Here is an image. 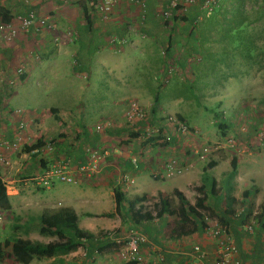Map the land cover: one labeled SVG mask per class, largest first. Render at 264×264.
Listing matches in <instances>:
<instances>
[{
	"label": "crops",
	"instance_id": "1",
	"mask_svg": "<svg viewBox=\"0 0 264 264\" xmlns=\"http://www.w3.org/2000/svg\"><path fill=\"white\" fill-rule=\"evenodd\" d=\"M28 1L24 4L22 0H0V6L11 16L8 22L15 15L33 10L40 16L49 15L52 24L43 28L34 23L27 31L17 30L13 35L0 32V145L15 144V147L0 146V175L5 185L9 183L12 188L9 201L25 196L31 180L52 161L69 159L73 168L87 161L89 149L106 152L97 174L79 178L75 183L55 180L51 186L57 182L69 186H60L54 201L49 196L42 197L49 205L43 212L70 208L77 216L78 227L95 237L88 247L78 246L63 255L64 264H128L118 252L130 231L144 237L139 248L143 257L141 264H214L222 236H213L211 226L176 237L173 233L176 215L164 213L156 217V208L154 212L146 208V202L166 197L174 189L182 192L189 204H194L200 196L204 198L206 209H201L200 213L218 222L231 236L241 264H264V230L257 217L264 204V182L259 187L255 183L262 177L264 180V167H259L255 158L248 160L253 157L251 152L241 150L242 153L223 158L208 153L205 159H199V149L193 147L197 139L180 136L168 125L170 143H160L159 137L143 138L141 133L149 125H161L164 120L127 121L124 117L127 105L120 116L114 114L106 120L92 122L86 115L78 117L66 113L57 105L38 108V102L33 101L38 94L29 85L31 79L36 88H43L47 93L53 90L51 79L57 80L67 68L72 69L71 74L79 81L89 80L98 71L109 77V73L114 72L112 68L118 67L113 64L112 55L133 54L134 43L140 38L153 43L162 41L157 9L165 0H144L143 8L128 0H116L106 20H101L97 13L99 0ZM197 1L184 15L189 18L188 22L198 18L199 14L192 11L199 8L202 0ZM0 22H3L1 17ZM137 28L139 34L134 31ZM113 39L115 42L124 40L120 51L114 49ZM171 41L169 51L175 52L173 38ZM119 73L122 76L120 70ZM129 87L135 96L131 100L144 109L151 107L150 101L144 102L146 90L141 81H132ZM22 93L26 100L30 99L32 109L20 107L26 102ZM161 104L158 103L156 111L151 107L154 109L151 117L164 114ZM97 123L99 130L95 128ZM37 140L42 142L40 147L30 151L23 149ZM46 144L51 145L49 151L44 148ZM232 157L235 158L234 171L228 165ZM169 159L175 160L180 168L178 173L165 171L164 162ZM208 173L211 175L207 176ZM226 178L232 180V185L221 184ZM253 187L255 195H242V191ZM115 190L120 194L119 202L114 199ZM142 196L145 199L138 201ZM177 202L179 205L178 199ZM138 211L152 218L134 221ZM108 233H113L121 244L107 238ZM112 242L116 246H110L113 248L110 251V247L105 246ZM194 245L199 246V253L192 251ZM33 261L36 260L28 264Z\"/></svg>",
	"mask_w": 264,
	"mask_h": 264
},
{
	"label": "rangeland",
	"instance_id": "2",
	"mask_svg": "<svg viewBox=\"0 0 264 264\" xmlns=\"http://www.w3.org/2000/svg\"><path fill=\"white\" fill-rule=\"evenodd\" d=\"M202 2L199 8L189 9L199 14L197 21L176 20L173 29L170 28L172 21L168 26L161 24L162 41L153 43L140 38L134 43L133 54L112 55L113 64L118 67L112 68L114 72L109 73V77L98 71L89 80L79 81L71 74L72 69L67 68L57 80L51 79L53 90L47 93L43 88H36L31 79L29 85L38 94L33 98L38 102L36 107L57 105L66 113L78 117L86 115L92 122L106 120L114 114L121 115L129 100L135 97L129 85L132 81H141L146 90L144 102L150 101L155 111L162 102L164 110L163 115L151 117L154 109L148 105L150 108H145L147 121L165 120L167 116L179 119L188 130L176 133L196 138L194 148L206 146L218 157L251 152L253 157L248 160L257 159L259 167L262 165L263 168L264 159L260 160L257 155L264 157V0H214L209 14L202 8ZM134 31L139 34L138 28ZM172 38L175 52L169 51ZM118 79L122 81L118 82ZM23 94L22 99L26 102L20 107L32 109L30 99L26 100ZM154 97H157V103ZM11 105L15 107L13 102ZM215 113L218 118L214 117ZM217 121L226 126L224 136L215 125ZM158 141L171 142L165 143L160 137ZM262 182L263 177L255 181L258 187ZM224 183L232 185V180L226 178L221 184ZM6 185L8 195L12 188L11 184ZM60 186L69 185L57 182L50 188L41 189L32 179L27 192L22 191L25 196L10 198L11 208L0 210V242L14 236L40 242L55 240L38 233L37 218L49 206L42 197L46 195L54 201ZM166 197L170 209L177 211L179 205L173 192ZM157 201L149 200L146 208L154 212ZM173 223L175 228L176 222ZM4 262L18 264L9 255L5 256ZM48 262L44 259L32 264Z\"/></svg>",
	"mask_w": 264,
	"mask_h": 264
},
{
	"label": "built area",
	"instance_id": "3",
	"mask_svg": "<svg viewBox=\"0 0 264 264\" xmlns=\"http://www.w3.org/2000/svg\"><path fill=\"white\" fill-rule=\"evenodd\" d=\"M131 3L138 5L140 8L144 6V0H128ZM164 1V0H162ZM24 4L28 3V0H22ZM66 2V1H65ZM116 0H99L98 5V15L101 20H106L109 17L110 12ZM197 0H165V4L157 11V15L160 19V24L163 26H168V22L173 15L183 16L188 8L192 5H195ZM212 3L214 0H203L202 8L206 11V14H209L212 8ZM49 15H38L36 12L29 11L25 15H15L10 22H0V32H8L9 35H13L17 30H22L23 32L27 31L28 28L34 23L38 24L40 27L48 28L52 27V24L49 22ZM16 25H15V24ZM14 24V25H13ZM115 42V39L112 40ZM114 49L120 51L124 45V40L119 39L114 43ZM18 71H21L19 69ZM146 110L142 108L135 101H130L124 110V117L127 121H147L146 120ZM164 120V118L162 119ZM172 127L175 132H187V125L184 124L181 120L167 116L164 122L159 125H149L143 133V138L149 137H160V140H163L165 143L171 140V135L166 132V126ZM21 125L19 126V128ZM96 130H99L100 124L95 126ZM140 136V134H139ZM4 147H15V144L8 146L7 142L1 143ZM0 145V146H2ZM46 151L51 149L50 144L44 146ZM42 147V150H44ZM212 153V150L204 146L202 149H199L198 157L199 159H205L206 154ZM106 154L105 150L100 152L98 150L89 149L87 155V161L83 164L78 165L77 167L71 166L69 159H57L52 161L48 166H46L42 172L37 175L34 180L36 184L40 187H49L55 180L65 183H75L79 178L91 177L94 174L99 172V166L102 161V158ZM165 171L168 174L173 172L178 173L180 168L176 165L175 160L169 159L164 162ZM0 213V220H1ZM202 220L205 227H212V235L215 237L222 236L218 241V252L215 258L214 264H241L240 260L236 257V247L231 236L226 232L224 228L219 226V223L209 218L206 215L202 216ZM247 230H250V226L247 227ZM107 238L114 240L116 244H121V240H118L114 237L113 233H108ZM144 242V237L135 232L130 231L127 235L124 246H122L118 252L119 257L124 261H135L138 264H141L143 257L140 253V245ZM192 251L199 253L200 248L197 245L192 247ZM176 264V263H171Z\"/></svg>",
	"mask_w": 264,
	"mask_h": 264
},
{
	"label": "trees",
	"instance_id": "4",
	"mask_svg": "<svg viewBox=\"0 0 264 264\" xmlns=\"http://www.w3.org/2000/svg\"><path fill=\"white\" fill-rule=\"evenodd\" d=\"M0 17L3 22H8L11 16H9L7 10L0 6ZM176 20L188 22L189 18L185 17L184 15L180 17L173 15L170 19L172 22ZM170 28L173 29V23L170 25ZM154 99L155 102H157V97H154ZM153 111L154 110H152V112ZM214 117L218 118L217 113L214 114ZM215 125L220 130L221 135L224 136L226 129L225 124L222 121H217ZM134 135L137 134H133V136ZM41 145L42 142L37 140L34 144L25 146L23 149L30 151L40 147ZM230 167L232 171L235 170V158L233 157L230 160ZM173 193L179 201V207L177 210L178 212L170 210L168 199L165 196H161L159 197V200L156 204V217H161L164 213L170 216L176 215V226L173 231L176 237L188 235L199 229H203L204 223L200 211L201 209H206V206L203 204L204 198L200 196L196 198L194 204H189L185 200L182 192L174 189ZM255 193V187L242 191V195L244 197L255 195ZM114 199L116 202L120 201V194L117 190L114 192ZM141 199H145V196L137 198L138 201ZM10 208L11 204L6 193V185L0 175V210H8ZM105 215L109 216L110 214ZM263 215L264 204L261 206V212H259L257 216L258 223H261L260 228L262 230H264V220L262 219ZM150 218H152L151 215L147 213L142 214L140 211H138L134 221ZM37 219L38 233L42 236L54 237L55 240L49 242H40L17 236L5 238L3 242H0V264H4L3 260L5 259L6 255H9L16 263L20 264H28L33 259H52L49 264H64L62 259L63 255L74 251L78 246L88 247V245H90L89 242L95 238L88 231L82 230L78 227L77 216L70 208H60L54 212H42ZM113 245L116 246V244L112 242L105 247H110ZM128 264L138 263L131 261Z\"/></svg>",
	"mask_w": 264,
	"mask_h": 264
}]
</instances>
